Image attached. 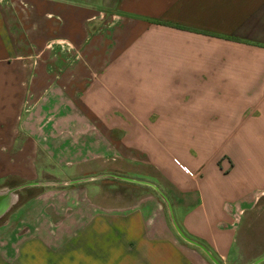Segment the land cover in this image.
<instances>
[{"label":"crops","instance_id":"0c3cea01","mask_svg":"<svg viewBox=\"0 0 264 264\" xmlns=\"http://www.w3.org/2000/svg\"><path fill=\"white\" fill-rule=\"evenodd\" d=\"M127 172L157 188L113 198L103 180ZM9 175L65 184L3 216L0 264L37 250L34 264H217L206 250L248 264L240 218L264 195V0H0Z\"/></svg>","mask_w":264,"mask_h":264},{"label":"rangeland","instance_id":"374dc122","mask_svg":"<svg viewBox=\"0 0 264 264\" xmlns=\"http://www.w3.org/2000/svg\"><path fill=\"white\" fill-rule=\"evenodd\" d=\"M99 171V167H87V168H83L82 169V174H87V173H94ZM118 177V176H117ZM127 177L133 178V179H139V180H143V181H147L150 183H153L149 178L142 176L139 173H128L127 172ZM104 182L108 183L109 185L118 187V190H113V198H115L118 195H126L128 193H133L134 191L141 189L137 186H139L140 184L134 183V182H127V181H123L120 178H115V177H109L105 180H103ZM29 181H26L22 178H19L17 176H4V177H0V190H5V189H9L12 186H16V185H21V184H25ZM39 182H48V183H52L49 184L51 187L52 186H60V184H57L56 182H58V180L56 179H44L43 181H39ZM155 184V183H154ZM137 185V186H136ZM142 186V185H140ZM44 190V188L41 187H33V188H23V192H21V201L20 203L24 202L30 195H38L40 194L42 191ZM151 190L150 187H143V192L145 191H149ZM164 204L165 201H164ZM18 206V204L16 205V207ZM167 206V205H166ZM254 209L251 210L249 213H244L241 215L240 218V223H242V235H243V249L245 252V256H246V262L248 264H252L255 263L258 259L264 257V195L261 196L257 202H255V204L253 205ZM4 219L1 218L0 222H2ZM33 250H36L35 248H33ZM42 251H36L35 256L33 261L30 264H34L36 262H39L41 260V255H39V253ZM61 260L63 261V257H61ZM103 260V257H102ZM97 261L96 257L94 258V264H103V261ZM71 261V260H70ZM85 261H86V257H85ZM67 264V263H66ZM85 264V263H84ZM258 264H264V260L261 261Z\"/></svg>","mask_w":264,"mask_h":264},{"label":"water","instance_id":"95a60500","mask_svg":"<svg viewBox=\"0 0 264 264\" xmlns=\"http://www.w3.org/2000/svg\"><path fill=\"white\" fill-rule=\"evenodd\" d=\"M69 184L71 183H74V181H70V182H67ZM46 184H52V183H46ZM57 184H65L64 182H60V183H57ZM152 186H155V185H152ZM25 186H18V187H14V188H9V189H5V190H0V219L10 210V208L21 198V192L23 191V188ZM155 188H157V186H155ZM169 204V207H170V211H171V215H172V219L174 221V224L176 226V228L178 229L179 233L188 241L194 243V244H197L199 245L200 247H202V245H200L199 243L191 240L190 238H188L182 231L181 229L179 228L178 224L176 223V220L174 219V215H173V212H172V208H171V205L170 203L168 202ZM203 249L206 250V248L202 247ZM208 252V254L211 256V258L217 263V264H220L213 256L212 254L209 253L208 250H206ZM264 260V257L258 259L255 263L253 264H258L260 263L261 261Z\"/></svg>","mask_w":264,"mask_h":264},{"label":"trees","instance_id":"16d2710c","mask_svg":"<svg viewBox=\"0 0 264 264\" xmlns=\"http://www.w3.org/2000/svg\"><path fill=\"white\" fill-rule=\"evenodd\" d=\"M118 178H120L121 180L123 181H127V182H139V183H142L143 185H145L146 187H150L152 185H154V183H150V182H147V181H143V180H138V179H133V178H129V177H126L124 175H118ZM81 181H84V180H79V181H74V183L76 182H81ZM62 181H58L56 183H60ZM47 182H39V181H36V182H27L25 184H21V185H16L15 187H18V186H25L24 188H33V187H41V188H46V187H50L49 184H46ZM36 195H30L29 197L25 198L27 200H30L32 199L33 197H35ZM21 200V198H20Z\"/></svg>","mask_w":264,"mask_h":264},{"label":"built area","instance_id":"2783aa9c","mask_svg":"<svg viewBox=\"0 0 264 264\" xmlns=\"http://www.w3.org/2000/svg\"><path fill=\"white\" fill-rule=\"evenodd\" d=\"M184 168V167H183ZM191 176H195V174L193 172H191L189 169L184 168Z\"/></svg>","mask_w":264,"mask_h":264},{"label":"flooded vegetation","instance_id":"af4514ba","mask_svg":"<svg viewBox=\"0 0 264 264\" xmlns=\"http://www.w3.org/2000/svg\"><path fill=\"white\" fill-rule=\"evenodd\" d=\"M15 186H12L11 188H14ZM23 192V191H22Z\"/></svg>","mask_w":264,"mask_h":264}]
</instances>
